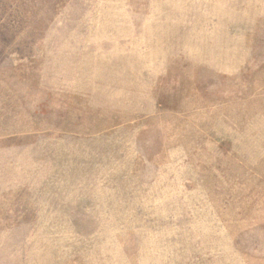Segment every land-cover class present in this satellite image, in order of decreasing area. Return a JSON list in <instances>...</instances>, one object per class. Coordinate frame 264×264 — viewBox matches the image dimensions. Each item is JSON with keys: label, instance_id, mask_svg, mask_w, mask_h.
<instances>
[{"label": "rangeland", "instance_id": "obj_1", "mask_svg": "<svg viewBox=\"0 0 264 264\" xmlns=\"http://www.w3.org/2000/svg\"><path fill=\"white\" fill-rule=\"evenodd\" d=\"M0 264H264V0H0Z\"/></svg>", "mask_w": 264, "mask_h": 264}]
</instances>
